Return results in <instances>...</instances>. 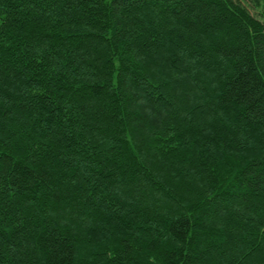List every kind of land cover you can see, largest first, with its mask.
I'll use <instances>...</instances> for the list:
<instances>
[{"label": "trees", "instance_id": "1", "mask_svg": "<svg viewBox=\"0 0 264 264\" xmlns=\"http://www.w3.org/2000/svg\"><path fill=\"white\" fill-rule=\"evenodd\" d=\"M0 0V264H264V0Z\"/></svg>", "mask_w": 264, "mask_h": 264}, {"label": "rangeland", "instance_id": "2", "mask_svg": "<svg viewBox=\"0 0 264 264\" xmlns=\"http://www.w3.org/2000/svg\"><path fill=\"white\" fill-rule=\"evenodd\" d=\"M244 2H246L245 4H247V6L249 7L250 11L255 14V15H258V8L254 7L252 5V1L251 0H243Z\"/></svg>", "mask_w": 264, "mask_h": 264}]
</instances>
